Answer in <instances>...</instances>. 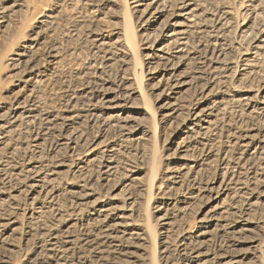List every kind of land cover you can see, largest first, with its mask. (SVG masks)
<instances>
[{
  "label": "bare ground",
  "instance_id": "bare-ground-1",
  "mask_svg": "<svg viewBox=\"0 0 264 264\" xmlns=\"http://www.w3.org/2000/svg\"><path fill=\"white\" fill-rule=\"evenodd\" d=\"M231 1L123 0L112 38L98 26L91 31L95 76L67 88L60 116L34 96L55 74L60 52L47 48V74L32 47L57 17V3L32 24L24 45L8 54L17 95L0 111V264L21 245L20 264H166L172 244L168 264H246L240 253L248 251L264 264L263 220L253 216L264 208V0H233L237 14ZM80 2L92 10L118 0ZM27 8L22 0L1 8L0 34ZM115 68L122 74L113 81ZM231 109L243 129L224 121ZM83 115L105 127L106 138H86ZM34 127L38 136L26 146L21 139ZM46 144L54 145L50 154ZM132 148L141 155L136 164ZM66 173L72 179L62 191ZM248 179L260 199L244 193ZM195 202L203 204L196 218L180 223ZM175 223L187 234L177 241Z\"/></svg>",
  "mask_w": 264,
  "mask_h": 264
},
{
  "label": "rangeland",
  "instance_id": "rangeland-1",
  "mask_svg": "<svg viewBox=\"0 0 264 264\" xmlns=\"http://www.w3.org/2000/svg\"><path fill=\"white\" fill-rule=\"evenodd\" d=\"M12 1L13 0H0V12H1V8L8 6L9 3H11ZM22 1H24L27 4L28 7L27 11L24 10L25 12L18 17L7 18L6 21H8V26L4 32L5 34H0V111L2 109L6 110V108L12 106L14 104L17 95L16 93L17 87L15 85L18 82L16 81L14 82V80H16L15 76L17 73H16V69L11 67L10 65L12 62V60H10L12 56L10 55L8 56V54L11 51L15 52L22 45H24V43L27 41L28 35L31 34L30 27L32 26V24L35 21L43 18V16L50 13L51 9H53L51 8V5L53 7V5L57 3L56 5H57L58 13H55V16L57 15V17L55 18V20H53V23L50 27L44 29L40 40L41 45L37 44L32 47L35 58L39 63L40 72H44L47 74L51 73V67H52V63L50 62L51 60H49V56H48L49 50L47 48L50 45H53L60 52L59 62L57 65L54 66L55 68L53 70L55 74L48 77L47 78L48 83L46 82L43 85L42 91L34 95L41 103L42 107L46 109L50 114L60 116L64 112L63 111L64 107L67 106V104L65 103L67 100L66 95L70 96L72 93V92L70 93L67 92V88L74 87L77 82L76 78L79 77L80 75L88 77L91 83L93 80L92 79L93 76H95L93 74L89 75L90 72L89 69L94 64V58L92 57L94 51H92L91 49V42H90V40L93 39L94 37L91 34V31H93V29H95V27L98 26L102 28L103 31H106L105 36L109 34L108 36L112 38L111 27L113 25L119 27V22L117 21L115 16H119V12L121 10L120 6H122L123 0H118L116 7H111V6L102 7L99 5L97 6V9L93 8L92 10H90L91 9L90 7L87 8V6H83L80 0H22ZM231 2L230 4L232 7L236 5L235 7L237 8V10L234 7V11L236 10L235 13L236 14L239 13L240 9L239 6H237V1L232 0ZM238 18L239 20L243 19L242 17H238ZM1 21L2 20H0V22ZM75 27L77 28L76 29L77 32L72 31V29L73 28L75 29ZM138 30L139 29H137L138 38H136L135 42H136L138 54H140L142 53L141 48L143 44V37L139 36L140 32ZM232 32H235V30H233ZM74 34H77V37L73 36ZM246 44H247L246 41H242L240 45L242 47L244 46L246 47ZM121 74H122L121 71L119 72V69L115 68L110 73V77L114 81ZM227 94H230V92H227ZM219 118H223V117L219 116ZM224 121L225 122L230 121V123L233 126L235 125L236 127H240L241 129H243L246 126V121L239 119L232 109L230 110V113L224 117ZM81 124L86 131V136H85L86 138H89L96 134H99L100 136L106 138L107 133L103 132V129L106 128L101 126L97 122L95 124H92V122H88L87 117H85V115L81 117ZM185 124H186L185 126L187 127L188 122ZM166 128L167 129L164 133V137H162V139L160 138V146L162 147L164 146L162 140L165 141V137H169L173 133V131L177 128V124H172L171 126ZM56 130H60V128H57ZM38 131L39 130L37 127L31 128L30 131H28L27 138L25 140L21 139V142L24 143L26 146L31 145L36 135L38 136ZM60 132L62 133V131ZM168 132L170 135H168ZM55 135L57 136L59 135V133H56L55 131ZM53 147H54L53 144H46L44 147V153L50 154ZM165 148L166 147H164L161 151H158L160 158L166 152L164 151ZM140 156L141 155L138 148L131 149L129 159L133 163L135 162L138 163L140 160ZM161 163L163 164L162 161ZM70 179H72V176L69 173L64 174V177L60 182V189L62 191L67 187L66 184L70 181ZM250 182H252V180L250 179L245 181V185L243 189L244 193L248 195L250 198L260 199L257 184L250 185ZM156 200H157L155 201L156 204H153L152 207L156 206L157 203L162 202V200L159 198ZM199 203L200 202H195L194 204H192V206L187 210L186 215L182 217V219L180 220V223H184V225H186L189 222L191 223L196 218L198 212L201 210L200 208L202 207V205L206 204V200H204L203 204L199 205ZM172 204H174V202ZM207 209L208 207H206L203 210V213ZM257 210L259 211L255 210L256 212L253 213V216L255 218L261 217L262 219L261 218L260 219L263 220V222L261 223L262 225H260L261 226V229L259 230L260 232H258V235L263 239L264 208H258ZM17 212L20 216L19 218L20 222L24 221L25 213L23 212V207L21 208V210L19 209ZM152 212L153 211L151 210L150 211L151 217L154 216ZM179 219L180 217L177 218V220ZM177 230H179V224L175 223L173 233L171 236V238H173L175 241L179 239V236L182 235L187 236V234H184L183 232ZM24 248L25 247L23 245L17 248V253H15L14 256L12 257V262L10 264H20V262L24 259V254H25ZM168 248L169 250L167 252L168 258L166 264H168V262L171 260V256L177 253V248L174 247L173 244L171 247ZM244 248L246 247H239V249H244ZM240 254L247 256V258L243 260V263L246 264H252L253 262H255L256 264L263 263V260L259 257L258 252L248 251V252H242ZM253 257H258V259L255 260ZM173 259L178 260V256H175Z\"/></svg>",
  "mask_w": 264,
  "mask_h": 264
}]
</instances>
